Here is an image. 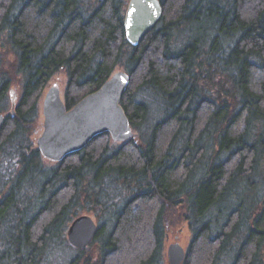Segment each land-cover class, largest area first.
Segmentation results:
<instances>
[{"label":"trees","instance_id":"1","mask_svg":"<svg viewBox=\"0 0 264 264\" xmlns=\"http://www.w3.org/2000/svg\"><path fill=\"white\" fill-rule=\"evenodd\" d=\"M128 2L0 0V42L21 79L7 113L11 79L0 69V264H46L88 214L94 237L68 264L96 243L95 264H162L174 210L191 233L182 264H217L230 250V264L256 262L264 243V191L254 188L264 160V0H158L161 20L137 47L125 38ZM117 68L129 76L120 105L135 137L100 135L46 164L31 137L49 80L65 71L70 110Z\"/></svg>","mask_w":264,"mask_h":264},{"label":"water","instance_id":"2","mask_svg":"<svg viewBox=\"0 0 264 264\" xmlns=\"http://www.w3.org/2000/svg\"><path fill=\"white\" fill-rule=\"evenodd\" d=\"M162 7L158 0H129L124 16L127 43L137 47L160 22ZM129 83L125 72L113 73L96 92L87 95L66 110L60 91L50 88L42 101V133L36 148L43 159L54 163L83 150L92 140L108 134L113 142L123 143L135 137L120 102ZM4 116L0 114V132ZM96 226L91 219L74 220L66 231L68 244L84 250L91 243ZM186 255L178 243L167 248L168 264H182Z\"/></svg>","mask_w":264,"mask_h":264},{"label":"rangeland","instance_id":"3","mask_svg":"<svg viewBox=\"0 0 264 264\" xmlns=\"http://www.w3.org/2000/svg\"><path fill=\"white\" fill-rule=\"evenodd\" d=\"M182 39H179L177 43L179 44ZM0 66H1V72L4 75H7L11 79L10 88L7 94V105L5 110L8 112H11L12 107L17 103L20 93H21V79L16 74L15 71V58L14 54L10 51L9 46L7 45L5 39L2 38L0 42ZM124 72L122 68H117L114 73H120ZM66 74L64 70H60L57 72L52 78L49 80L45 90L43 91L41 98L38 102V119H37V127L35 132L32 134L31 139L33 140L34 144L36 143L37 138L42 133V124H43V116H42V101L43 97L46 94V92L50 88H57L60 91L61 97L63 99V94L66 86ZM215 82L218 81V79H214ZM221 85V83H220ZM211 87V86H210ZM216 88V85L213 84V86L210 89ZM213 98L217 97L216 92L212 91ZM133 133L135 131L132 129ZM113 142V141H112ZM116 143V142H114ZM36 146V145H35ZM45 163L48 165H53L54 162L44 159ZM257 172L259 173V179L255 180L254 188H257L260 193L261 190L264 191V160L260 161L258 165ZM114 202H119L116 198L114 199ZM261 204V201H259L256 204L255 209L253 210V213L256 212V210L259 209ZM251 212V215L253 214ZM92 218V222L97 224L96 219L91 215L88 214ZM191 233L187 227V223L185 222L183 218L182 210H174L167 218L166 222V231H165V238L162 244L161 248V255H162V264H168L167 262V248L175 243H178L184 250H186L189 240H190ZM65 240L66 244L63 246H56L52 247L50 251L46 254V264H68L69 261L77 254L75 249L71 247L67 243L66 239V233H65ZM233 251H227L223 256L220 257L219 261H217V264H230L233 256ZM99 257V243L93 245L83 256L79 259V264H95ZM255 264H264V243L261 246L258 255L256 257Z\"/></svg>","mask_w":264,"mask_h":264}]
</instances>
